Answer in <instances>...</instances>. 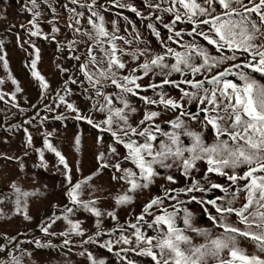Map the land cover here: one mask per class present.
Masks as SVG:
<instances>
[{
	"label": "snow or ice",
	"instance_id": "obj_1",
	"mask_svg": "<svg viewBox=\"0 0 264 264\" xmlns=\"http://www.w3.org/2000/svg\"><path fill=\"white\" fill-rule=\"evenodd\" d=\"M141 2L147 15L130 0H24L21 4L20 11L30 18L19 27L29 40L20 42L17 33V41L21 48L30 44L33 49L29 68L42 99H47L50 83L37 68L41 49L31 38L55 43L61 54L67 49V58L75 62L72 75H68V67L56 64L67 79L56 92L55 107L45 104L44 108L54 112L63 106L73 114L71 118L96 131V169L73 182V167L82 174V162L69 161L53 143V132H44L43 147L37 148L32 133L23 128V156L32 149L38 155L35 166L47 169L45 153L54 154L57 163L53 167L62 169L61 187L71 206L53 205L57 212L39 225L44 237L62 238L60 245L51 239L21 241V233L0 232L4 241L0 243V264H35L34 252L22 248V244L66 249L65 264H71L69 253L85 258L87 264H108L86 245L113 253L119 264H139L133 255L150 258L152 264H264V0ZM119 9L150 21L146 27L159 41V52L152 50L151 41L145 40ZM113 10H117L114 15L119 19L109 21L106 13L113 14ZM49 13L51 18H46ZM165 16L170 17L168 22ZM6 18V11L0 7V20ZM121 19L127 22L123 34ZM44 23L50 31L43 30ZM158 25L167 30V36ZM62 27L67 32L62 33ZM61 35L63 39H58ZM3 48L4 41L0 40V65L8 69ZM174 74L180 78L173 79ZM145 78L149 83H144ZM7 81L15 85V90L0 91V101H5L6 95L15 101L23 88L10 71L0 77V85ZM77 84L85 97L87 113L70 100L74 94L70 85ZM165 86L179 95H170ZM149 89L152 95L147 94ZM54 119L65 116L61 113ZM17 127L12 125L8 131ZM69 147L75 153L85 151L80 130L73 133ZM0 160L15 161L21 170L25 167L21 156L0 152ZM105 171L118 191L102 197L100 194L108 190L93 181ZM213 175L226 183L214 181ZM178 176L187 183L172 187L179 183ZM158 181H163L160 194L151 195ZM216 190L223 195L204 198L205 193ZM145 193L149 198L135 215V222H126L127 227L121 224L117 208L131 207ZM181 194L187 200L181 199ZM43 195L39 188L24 190L18 176L5 177L0 181V221L13 216L32 221L29 199ZM104 199L114 202L111 210L101 207ZM190 202L202 207L211 228L196 225L195 215L187 207ZM8 204L12 205L10 213L5 211ZM79 211L95 218L93 234L87 235L82 222L71 218ZM105 218L116 221V227L105 230ZM59 221L66 222L67 227L55 231ZM147 230L155 234L149 235ZM73 236L81 239L75 241ZM243 242L253 251L242 246ZM77 248L80 250L75 251Z\"/></svg>",
	"mask_w": 264,
	"mask_h": 264
},
{
	"label": "trees",
	"instance_id": "obj_2",
	"mask_svg": "<svg viewBox=\"0 0 264 264\" xmlns=\"http://www.w3.org/2000/svg\"><path fill=\"white\" fill-rule=\"evenodd\" d=\"M24 0H2L0 2V7L6 11L7 18L5 20H0V40L4 41L3 52L6 53V59L8 60L9 67L4 69L0 65V77H5L10 71L12 75L19 81L20 86L23 88V93H17V99L15 101L11 100L10 95L5 96V101H0V152H6L9 155L21 156L23 157L25 167L24 169H19L17 162L10 161L5 162L0 160V181H4L5 177L20 178L21 186L24 190L34 191L36 188H39L41 192L44 193L43 196L32 197L29 199V212L32 215L33 219L30 222L23 221L19 216H13L11 220L0 221V232H7L9 235H16L21 233L18 237L21 241L32 240L34 238H40L42 242H46L48 239L52 240L53 244L60 245V237H44L39 230V225L41 222L45 221L48 217L52 216L54 212H57V209L53 208V205H58L63 207L65 204H69L67 198L64 196V188L61 185L64 184V177L61 174V171H57L53 165H56L57 161L52 153H45L46 159L48 161L49 167L47 169L36 167L39 163L38 155L32 150L28 149L29 155L24 157L23 153L25 148L23 147V141L25 140V133L23 128H28L32 133L34 138V145L37 148L43 147V133L51 131L54 133L53 143L60 147L64 154L68 157L70 162L79 160L83 164V172L77 173L75 167H73V182L78 179H81L82 176H87L96 169V162L94 159L95 147H94V137L97 134L95 130L91 129L86 123L82 121H76L71 118L72 113H70L66 108L61 106L56 109L54 112H49L45 110L44 105L49 104L55 107L53 101L56 97L57 90L63 88V82L67 79V76L59 72L56 68L57 63H62L64 67L70 69L68 75H72L73 64L75 63L71 59L67 58L68 50L65 49L64 53L61 54L57 52V47L55 43H50L49 41L43 40L42 38H31L32 42H35L36 46L41 49V61L38 62L37 68L42 75L50 83V89L47 92V99H42L41 89L39 88L38 82L30 73V53L33 52L30 44H24V48L20 47V43L17 41V33L21 38L20 42L24 40H29V37L24 29H21L19 25L25 23L27 19L30 18V14L22 13L20 11L21 4ZM103 2V0H102ZM131 3L135 4L138 8L144 10L145 15H147V10L143 9L141 0H130ZM61 11H63L61 9ZM113 14H107L106 18L111 21L112 19H119V17ZM118 11L122 12L124 16L129 17L136 25V28L140 30L145 40L151 41V48L154 52L160 51L159 41L151 34L150 30L147 29L146 25L150 21L141 20L136 17L135 14L131 13L127 9H119ZM46 18H51L49 13ZM170 17L165 16V22H168ZM121 32L123 34V28L126 26L127 22L120 20ZM15 25V27H13ZM181 27H187L185 25H180ZM43 30L45 32L50 31V27L47 23L42 24ZM129 27V32H132L131 26ZM159 30L164 36H167V30L163 29L161 25H158ZM11 28V31H9ZM67 32V29L62 27V33ZM58 39H63V36H58ZM189 39L185 36V40ZM205 43L204 41H200ZM135 47V45H133ZM143 47V45H141ZM173 47H176L173 45ZM24 49H27L25 51ZM82 78V77H81ZM173 79H179L178 74H174ZM264 82V81H262ZM144 83H149L148 78H145ZM73 90V95L70 97V100L75 102L80 106V108L87 113L88 106L85 100V97L81 94L82 89L79 84L70 85ZM166 90L170 95L176 97L179 93L172 89L169 86H165ZM15 90V85L11 81H7L4 85H0V91L4 93H11ZM111 91V89H109ZM148 95H152V91L149 89L147 92ZM134 102L139 105L140 101L136 98H133ZM18 104L19 108L15 105ZM32 105H37V108H33ZM20 109H23L21 111ZM191 109L195 111V105L191 106ZM39 113V115H37ZM63 113L65 119L56 120L55 116ZM48 117L47 119H43ZM97 118H101L97 116ZM168 118L166 114L165 119ZM29 119L32 120L31 124L25 123ZM12 125H17L18 127L13 131L9 132L8 129ZM166 127V125H165ZM77 130H80L83 133L85 140V151L83 153H75L74 149L69 147V141L73 133ZM107 140V137H105ZM7 139V143L4 140ZM123 152V148L120 149ZM204 167L203 165L201 166ZM202 175V172L199 174ZM35 178L34 180L32 178ZM110 173L105 171V173L95 179L93 183H96L108 191L101 193L100 195L108 196L109 192L112 195H115L118 191V186L113 184L110 179ZM199 178V176L197 177ZM212 179L218 183H226L224 178L212 176ZM179 183L177 185H172V187H183L187 182L178 176ZM163 181H158L156 186H153L151 195L160 194L159 184ZM46 186V188L44 187ZM199 197V193L197 194ZM223 195V193L218 190L214 192H209L204 194V198L212 199L216 196ZM87 198V197H85ZM149 194L145 193L139 195L131 207H120L117 208L119 215V222L125 224L126 222H135L134 217L138 215L143 207V204L147 202ZM181 199L187 200V197L181 194ZM69 206H71L69 204ZM114 206V202L111 199L102 200L101 207L111 210ZM187 207L194 213L195 222L198 227H208L211 228V221L208 220L207 216L204 214L202 207L196 202H190L187 204ZM12 208L11 204L5 206V211L10 213ZM214 211V210H212ZM132 213V215H129ZM72 219H79L82 222L83 227L87 230V235H91L96 231L95 228V218L89 213L84 211L77 212ZM235 219V217H233ZM117 222L111 220L110 218H105L103 228L105 230L116 227ZM67 227L66 222L59 221L57 225L54 226L55 231H61ZM144 230V229H142ZM132 229H128L130 233ZM149 235H154L155 233L151 230H147ZM219 229H214V232H219ZM26 234V235H23ZM86 238V237H85ZM107 238V237H105ZM73 240L79 241L80 237H72ZM199 242V238H197ZM4 241L0 240V243ZM242 246L246 247L249 252L253 251V248L250 244L243 242ZM89 250L96 253L98 256L104 257L108 264H119L118 258L113 254L109 253L106 249H100L94 245H86ZM22 248H27L30 251L34 252V261L35 264H65L64 252L66 249H54V248H36L32 244H22ZM77 248L75 251H79ZM133 259H136L139 264H152L150 258L147 257H136L132 256ZM67 259L71 264H87L85 258L80 257L74 253H69Z\"/></svg>",
	"mask_w": 264,
	"mask_h": 264
}]
</instances>
